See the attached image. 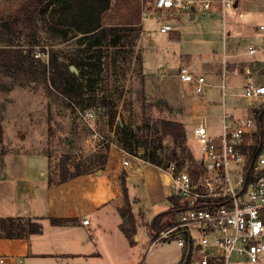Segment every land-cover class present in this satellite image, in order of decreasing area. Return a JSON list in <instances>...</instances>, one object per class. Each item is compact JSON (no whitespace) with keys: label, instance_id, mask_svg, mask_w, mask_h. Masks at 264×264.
I'll return each mask as SVG.
<instances>
[{"label":"rangeland","instance_id":"obj_1","mask_svg":"<svg viewBox=\"0 0 264 264\" xmlns=\"http://www.w3.org/2000/svg\"><path fill=\"white\" fill-rule=\"evenodd\" d=\"M24 1L0 0V17L16 12ZM233 10L230 12L233 13ZM161 16L164 17L153 10L150 0H111L110 7L102 15L103 24L138 22L128 24L121 31L117 46L103 44L100 61L105 62L101 64V70L81 72L77 68L75 74L80 84L86 86L88 79L93 83V88L84 89L89 95L85 101L73 100L52 86L48 68L43 74L39 61L34 62L36 68L33 72L18 70L0 78V152L8 150V144L15 147L24 141L28 149L45 152L50 161H58V172L62 155L67 157L68 170L73 169V165L75 169L77 163L78 169L87 170L105 160L109 146H119L118 134L125 129L131 148V151L125 150L127 155L124 156L128 159H143V154L155 147L162 158L173 151L179 156L180 147L174 144L170 136L161 134L160 123L167 120L184 124L185 145L196 159L199 145L192 134L196 117L191 111L190 90L180 87L177 69L180 65H187L204 75L209 71L218 72L215 76L207 75V79L219 83L222 68L227 71V66L225 63L222 67L216 59L225 56L233 40L234 47L240 50H245L248 42L260 43L264 30L256 32L255 28L247 27L245 34L230 38L224 35L223 22L218 13L196 12L193 18L182 13L178 29L160 33L157 26ZM208 18L213 19L210 24L207 23ZM244 18H247L246 15ZM45 21V18H39L30 31L37 44L29 45L26 41L30 37L21 36L13 41L18 43L16 47H29L32 50L46 47L49 58L57 55L59 61L69 66L73 65L74 60L88 59L93 62L97 59L93 56L95 48L82 51L84 44L77 42L80 33L68 28L67 37L62 39L48 31ZM208 90H212L217 105L211 108L205 123L211 132H219L221 123L218 116L213 114L221 110V88L214 85ZM69 99L92 109V126H87L74 116ZM226 101L227 109L231 110L232 105L227 97ZM231 101L238 118L248 116L243 98ZM178 162L179 157L172 161L174 165ZM173 216L172 207L171 212L162 218L161 221L165 223L161 227ZM137 229L140 239L132 244L134 255L129 257L127 254L125 257L129 258H124L121 264L130 261L133 264L177 262L179 249L173 242L158 241L150 249L151 237L145 224L139 221ZM257 264H264V258Z\"/></svg>","mask_w":264,"mask_h":264},{"label":"crops","instance_id":"obj_2","mask_svg":"<svg viewBox=\"0 0 264 264\" xmlns=\"http://www.w3.org/2000/svg\"><path fill=\"white\" fill-rule=\"evenodd\" d=\"M230 11L222 23L224 35L235 39L245 34L247 27L255 28L256 32L264 30V0H235L233 13ZM212 20L208 18L207 23ZM261 34L260 43L248 42L245 50L234 47L233 40L225 56L216 59L222 67L225 63L227 66V71L220 66V82H210L207 75L219 73L209 71L205 75L208 82L203 90L205 93L188 92L194 116L199 113L206 117L211 113V108L217 104L212 90L208 89L222 83L226 85L227 94H221V110L213 115L228 110L226 97L232 105L228 111L235 113L236 107L231 100L241 97L246 69L251 70L257 82L264 84V33ZM248 46H253L255 51L249 53ZM235 88L239 90H233ZM244 100L248 116L256 118V109L264 103V97L252 102ZM20 142L15 147L8 144L9 149L0 152V217L31 218L39 221L41 231L20 237L0 236L4 264H121L124 258L134 255L132 244L140 239L139 221L145 224L151 237L153 217L170 206L168 174L141 158L129 159L130 165L124 166L122 159L126 156L115 144L109 146L103 162L87 170L78 169L76 176L60 180L58 161L54 163L47 153L28 149L24 141ZM69 170L73 171L74 165ZM123 185L135 220L133 242L122 229ZM85 217L89 218L88 224L81 222ZM52 218L69 220L54 224ZM127 254L129 257H125Z\"/></svg>","mask_w":264,"mask_h":264},{"label":"built area","instance_id":"obj_3","mask_svg":"<svg viewBox=\"0 0 264 264\" xmlns=\"http://www.w3.org/2000/svg\"><path fill=\"white\" fill-rule=\"evenodd\" d=\"M150 4L164 15L157 26L160 33L178 29L182 13L216 12L224 23L227 11L235 8V0H150ZM247 50L253 53L255 48ZM33 56L47 61L49 52L38 47ZM245 73L240 96L249 102L264 97V84L250 69ZM177 75L182 88L196 94L208 85L204 74L187 65H180ZM219 87L226 96V85ZM68 102L74 116L92 126V109ZM195 117L192 134L199 156L180 169L170 163L165 170L169 195L177 205L171 220L154 232L150 247L158 241L173 242L180 250L177 264H257L264 258V136L259 135V119L238 118L234 111L223 110L218 115L219 132H211L205 115ZM122 164L129 166V159L124 157ZM81 222L88 224L89 218ZM4 263L0 255V264Z\"/></svg>","mask_w":264,"mask_h":264},{"label":"trees","instance_id":"obj_4","mask_svg":"<svg viewBox=\"0 0 264 264\" xmlns=\"http://www.w3.org/2000/svg\"><path fill=\"white\" fill-rule=\"evenodd\" d=\"M149 1V0H148ZM111 0H25L21 6L7 17H0V78L10 76L18 70L33 72L36 68L34 62L39 61V66L42 68L43 74L46 69L50 73V84L63 94L73 98V100L85 101L89 95L84 91L85 88H93V83L86 81V86L78 82V76L70 70L69 65L59 61L57 55H52L48 60H42L33 56L34 50L29 47H16L18 43H14V39L22 37H30L27 44H37L33 33V27L39 18H45L47 22L48 31L52 35L59 36L65 39L68 35V28L73 32H78L77 42L84 44L83 50L95 48L94 57L97 58L91 62L88 59L74 60L72 64L81 70V72H91L94 70H101V64L105 61H100L102 58V46H117L120 42L121 31L126 29L128 24H134L138 21H129L118 24H103L102 15L110 7ZM56 14V15H55ZM52 22V23H50ZM49 24V25H48ZM53 24V25H52ZM140 29V28H139ZM16 48H14V47ZM257 117L260 122V137L264 136V103L256 109ZM161 134L168 135L176 146L180 147L179 156L172 154L165 155L162 158L158 153V148L145 152L142 158L161 167L163 170L168 168V165L173 160L179 157V162L176 166L180 169L193 162L194 158L190 149L185 145L186 132L183 123L178 121L162 120L160 123ZM1 133V126H0ZM118 145L126 150L131 151L128 143V134L125 129H122L118 134ZM64 155L60 157V180L68 177H73L79 174L78 163L73 171H69L67 161ZM125 205L121 209L124 217V224L122 229L130 242L136 232L135 220L129 210L128 198L123 185ZM171 203L169 208L155 215L150 223L153 229L151 237L156 230H159L165 223L162 218L172 210V204L175 207L177 200L171 196H167ZM68 218H52L51 222L54 224L64 223ZM41 231V224L39 221H34L31 218L20 217H0V236L5 237H20L30 233H38Z\"/></svg>","mask_w":264,"mask_h":264},{"label":"water","instance_id":"obj_5","mask_svg":"<svg viewBox=\"0 0 264 264\" xmlns=\"http://www.w3.org/2000/svg\"><path fill=\"white\" fill-rule=\"evenodd\" d=\"M194 17V13H191V18ZM70 70L73 71L74 73H77L78 69L74 65L69 66ZM169 166V165H168Z\"/></svg>","mask_w":264,"mask_h":264}]
</instances>
